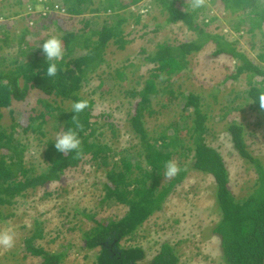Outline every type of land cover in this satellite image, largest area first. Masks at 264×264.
Wrapping results in <instances>:
<instances>
[{"label": "trees", "instance_id": "1", "mask_svg": "<svg viewBox=\"0 0 264 264\" xmlns=\"http://www.w3.org/2000/svg\"><path fill=\"white\" fill-rule=\"evenodd\" d=\"M144 1L147 2L145 9L158 7L161 15H166V24L182 23L194 34L178 44L159 43L153 54H146V49L142 50L146 54L144 61L150 65L145 69L140 86L126 90L127 96L135 99L129 126L138 141L132 147L115 151L101 139L103 133L97 134L99 120L94 119L109 114L94 113V100L83 97L80 92L88 76L106 62L105 55L111 42L119 50L130 43L128 37L131 31L126 29L127 23L132 19L135 25H139L143 12L135 10V7ZM61 2L59 10H63V13H58L57 18L59 30L64 31L62 41L65 55L63 61L58 62L60 70L55 77L46 75V57L29 36L34 32L32 28L41 26L40 19L47 16L36 19L35 25L33 21L31 25L34 26L26 24L18 33L12 27L0 26V51L18 48V54L12 59L0 54V220L8 216L4 209L16 204L17 199L29 190L49 188L52 183L62 181L67 171L92 162L97 170L105 173L102 203L119 204L126 208L123 215L114 219L103 220L96 219L95 215H86L94 220V225L84 232L83 242L87 249L101 247L96 264H180L177 246L181 241L175 244L170 239L162 241L148 263L145 262L147 254L142 247H123L121 242L127 237L132 240L137 230L163 209L166 200L184 181L189 169H193L209 174L216 183L221 218L212 233L221 239L224 261L228 264H264V162L255 157L248 147L246 125L232 119L228 131L233 145L256 171L254 183L247 186L248 193L236 196L230 187L227 162L208 141L212 109L210 100L207 101L200 93H186L182 90L181 81L190 68V56L198 54L210 44L214 45V50L210 52L212 56L226 54L235 62V71L225 80L247 75L246 87L237 92V97L245 99L248 107L264 123V110L259 108L257 98L264 91V65L251 60L238 47V40H232L227 33L211 28L219 18L210 13L213 6L229 14L234 31L240 34L242 31L260 32L264 44V0H208L204 7L195 11L191 8L190 0ZM28 3L35 8L39 1L16 0L21 9L15 11L13 16L27 10ZM47 3L49 7L52 5L51 2ZM3 16L0 12V17ZM66 17L79 18L83 26L79 30L69 31L61 24ZM101 17L103 22L99 25ZM157 26L159 28L161 25ZM142 28H146V24ZM156 30L155 27L153 31ZM259 58L264 62V53ZM127 68L128 65L117 68L114 76L124 79ZM260 76L262 78L257 80ZM32 90H39L51 100L46 97L38 99L42 107L37 110L33 108L35 114H31L23 131L31 130L42 136L46 135L43 126L50 120L57 132L75 128L72 103L82 99L89 102V107L78 114L83 125V129L79 130L82 141L80 155L58 152L54 147L56 137H49L43 155L47 166L38 173L25 162V147L18 137L23 121L11 110L13 123L9 127L2 123L3 109L10 108L14 101H26ZM220 92L218 87L210 95L218 101ZM170 96L172 100L181 99L184 113L180 119L171 121L161 130L150 129L147 119L156 113V103L162 101L161 106L167 107ZM169 160H174L181 171L176 177L166 180L164 165ZM51 193L45 191L46 195ZM36 225V231L24 239L25 253L40 257L42 261L39 264H61L66 253L46 251L39 243L44 238V231L39 224Z\"/></svg>", "mask_w": 264, "mask_h": 264}, {"label": "rangeland", "instance_id": "2", "mask_svg": "<svg viewBox=\"0 0 264 264\" xmlns=\"http://www.w3.org/2000/svg\"><path fill=\"white\" fill-rule=\"evenodd\" d=\"M49 2L62 5L61 0ZM144 5H147L146 1L135 7V10L143 12L139 25H135L132 19L127 23L126 29L131 31L128 37L130 43L125 49L119 50L111 42L106 51V62L88 76L80 92L83 97L94 100V113L109 114L94 119L99 120L97 134L103 133L101 139L109 143L115 151L132 147L138 141L129 126L135 99L127 96L126 90L134 86L139 87L140 82L144 80L145 69L150 65L144 61L145 55L155 53L159 43L178 44L190 39L194 34L182 23L166 24V15H161L158 7L147 10ZM42 7V4H38L33 11L39 12ZM212 8L210 13L218 15L219 19L213 22L211 28L219 29L216 32L227 33L232 40H238V47L245 51L251 60L258 65H264L259 58V55L264 53L260 32L237 33L231 28L230 15L218 11L213 6ZM20 9L16 0H0V12L6 17L7 26L16 29V32L26 24L31 25L32 21L30 16L23 18L28 10H23V16H13L14 12ZM57 16L58 13H53L42 17L41 26L30 27L34 31L29 35L32 37L30 41L38 48L52 36L62 39L64 31L59 30ZM39 17L36 16L33 20L34 25ZM64 20L61 24L69 31L79 30V27L83 26L79 18L66 17ZM99 21L101 25L102 17ZM145 24L146 28L143 29ZM157 25L161 26L157 28ZM155 27L158 30L153 31ZM17 49H4L0 54L8 55L7 57L12 59L18 54ZM143 49H146V54L142 53ZM213 50L214 45L210 44L198 54L190 56V68L181 78L182 90L186 93H200L207 101L210 100L212 109L208 122V141L223 155L230 170V187L236 196L241 197L248 193L247 186L254 183L256 171L253 165L236 151L228 125L232 119L246 125L248 147L255 157L264 162V123L259 115L248 107L245 99L237 97V92L246 87L247 75L242 74L237 79L225 80L235 71V62L226 54L212 56L210 52ZM123 65H128L125 78H116V69ZM261 78L257 77V80ZM218 87L221 92L216 101L210 94ZM40 97L51 100L39 90H32L26 101H14L10 108L3 109L2 120L3 125L9 127L13 123L10 113L12 110L18 119L23 121L18 137L25 147V162L37 173L47 166L43 156L45 142L59 133L53 128L52 120L43 126L45 136L31 130L23 131L31 114H35L33 108L37 110L42 107L38 102ZM166 103L167 107L161 106L162 101L156 103V113L147 119L150 129L161 130L171 121L180 119L184 113L180 98L172 100L170 96ZM224 114L227 116L224 117ZM105 180L104 171L97 170L92 162H88L67 171L62 181L52 183L49 188L29 190L17 199L16 204L5 208L4 213L8 216L0 220V229L11 228L14 231L15 245L11 249L0 247V264H39L42 261L40 257L26 254L24 250V239L36 231V224L44 231V238L39 243L46 251L66 253L61 264H96L101 247L87 249L83 242L84 232L94 225V220L86 215L108 220L123 215L126 209L123 205L102 203ZM45 191L52 193L46 195ZM220 218L214 179L209 174L189 169L184 181L166 200L163 209L143 224L132 240L127 237L122 240L121 245L142 247L147 254L145 262L148 263L153 259L160 243L170 239L174 244L181 241L177 246L180 264H228L222 255L220 237L212 233Z\"/></svg>", "mask_w": 264, "mask_h": 264}, {"label": "clouds", "instance_id": "3", "mask_svg": "<svg viewBox=\"0 0 264 264\" xmlns=\"http://www.w3.org/2000/svg\"><path fill=\"white\" fill-rule=\"evenodd\" d=\"M39 4H42L43 7L39 12L33 11L36 7H31L28 3L27 13L25 16L32 19L30 24L33 23V20L36 16H50L53 13H63V10H59L61 5L52 3L49 7L48 0H38ZM208 0H190L191 8L193 11L204 7L207 4ZM38 14V15H37ZM64 16V14L62 15ZM39 17V18H40ZM6 17H0V26L8 27L6 23ZM42 53L45 55L48 67L46 69V75L48 77H55L60 70L58 68V62L63 61L65 55V47L62 39L59 36H52L47 39L41 45ZM259 108L264 110V91H261L257 96ZM89 107V102L87 100H78L74 101L71 106V111L75 113L72 116V122L75 125V128H68L65 131L57 133L55 138L54 147L55 149L63 154H68L70 152H75L77 156L80 155L82 141L79 138V130L83 129V125L79 121L78 114L82 113L86 108ZM164 178L172 179L176 177L181 171L180 167L174 160H169L165 162L164 165ZM15 245V233L11 228L0 229V247L5 249H11Z\"/></svg>", "mask_w": 264, "mask_h": 264}]
</instances>
